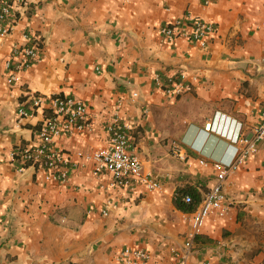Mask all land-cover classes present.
I'll use <instances>...</instances> for the list:
<instances>
[{"label":"crops","instance_id":"0c3cea01","mask_svg":"<svg viewBox=\"0 0 264 264\" xmlns=\"http://www.w3.org/2000/svg\"><path fill=\"white\" fill-rule=\"evenodd\" d=\"M14 12L0 37V264H118L124 247L145 249L150 264H176L189 228L176 192L194 191L201 201L216 182L212 161L235 151L204 123L214 117L219 130L250 136L264 108V0H24ZM187 15L213 23L204 47L162 39V25ZM23 32L42 57L9 83L4 63ZM180 72L186 90L178 96L155 83V75L164 82ZM35 95L76 97L94 124L54 140L75 163L64 182L10 159L39 141L49 109L32 106ZM117 101L132 126L129 150L161 181V192L108 186L111 175H95L82 156L107 144ZM20 106L31 115L21 116ZM173 141L185 159L170 152ZM222 188L227 213L209 214L187 264H264V139Z\"/></svg>","mask_w":264,"mask_h":264},{"label":"built area","instance_id":"2783aa9c","mask_svg":"<svg viewBox=\"0 0 264 264\" xmlns=\"http://www.w3.org/2000/svg\"><path fill=\"white\" fill-rule=\"evenodd\" d=\"M24 0H0V37L6 36L16 16L14 8ZM203 5L212 0H199ZM214 31L212 22L198 17L187 15L181 19H174L162 25L159 33L163 40L172 41L175 37H186L204 47L210 35ZM20 45L13 48L12 58L4 63L6 80L9 83L19 79L18 73L24 71L42 57L39 47L30 38L27 32L21 34ZM186 73L180 72L177 77H168L163 82L155 75V83L169 96H178L186 90ZM195 78V77H194ZM136 96V93H132ZM32 106L37 107L46 104L49 115L37 131L38 143L35 146H25L19 151L9 153L12 161L22 163V166H32L43 171L45 180L64 182L75 168V163L58 148L54 146V140L61 135H72L75 132L89 131L94 124L88 115L87 108L82 100L68 95H35L32 97ZM120 101L114 105L111 118L106 123L107 144L93 150L85 151L82 156L93 162V173L101 175L107 172L111 175L108 186H131L143 184L147 190L161 192L163 184L160 180L151 176L150 172L143 169L139 157L130 152L131 124L121 119L119 114ZM17 112L21 116H29L31 113L22 106ZM203 130L213 132L224 137L228 144L234 146V153L228 161H212L216 171V182L205 192L196 208L189 212V228L182 243L180 256L176 264H187L186 252L191 250L194 239L202 232L203 225L210 213L222 217L227 213L228 200L222 188V182L226 175L241 165L246 158L258 150V143L264 139V108L259 111V121L252 128L250 136L242 129L236 132H225L215 126L214 117L203 125ZM170 152L180 159H185L180 153L176 142L170 145ZM199 164L205 165L204 159H199ZM17 167L22 170L23 167ZM184 203L191 201L189 194L180 196ZM104 212V211H103ZM118 264H150L149 253L140 247H124L116 254Z\"/></svg>","mask_w":264,"mask_h":264},{"label":"trees","instance_id":"16d2710c","mask_svg":"<svg viewBox=\"0 0 264 264\" xmlns=\"http://www.w3.org/2000/svg\"><path fill=\"white\" fill-rule=\"evenodd\" d=\"M183 194H189L191 196V201L189 203H184L181 200L180 196ZM199 201L200 198L196 192L191 190H183V189H179L176 192V196L174 199L175 206L184 212H190L194 210L198 205Z\"/></svg>","mask_w":264,"mask_h":264}]
</instances>
